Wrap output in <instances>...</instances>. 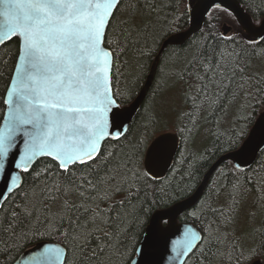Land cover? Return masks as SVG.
Returning <instances> with one entry per match:
<instances>
[{"label":"trees","instance_id":"obj_1","mask_svg":"<svg viewBox=\"0 0 264 264\" xmlns=\"http://www.w3.org/2000/svg\"><path fill=\"white\" fill-rule=\"evenodd\" d=\"M239 1L254 22L260 24L264 19V0ZM128 3L135 4L139 12L137 24L143 27L139 29V35L133 34V39L139 41L137 43L117 47L118 37H110L114 57L113 89L124 94L117 99L121 105L132 103L140 94L165 40L190 26L191 0H125L124 6L114 14V32L119 31L121 22L129 17ZM224 22L234 25L237 33L233 30L229 36H224L221 29ZM158 35H163V40L153 45L152 40ZM153 48L155 51L148 56L146 53ZM17 54L18 46L14 40L0 46V98L6 96L17 64ZM259 63L261 66L257 67ZM213 65L219 66L218 71L211 73L215 83L209 84L205 90L204 83L209 80L205 69ZM263 65L264 39L258 42L248 38L234 16L223 8H214L203 30L187 44L166 48L160 57L150 92L126 135L127 139L105 142L114 158L98 174L106 178L104 188L110 190L111 198L96 203L109 208V223L102 225L103 232L97 235L101 243H106L104 233L114 231L113 223L120 225L121 232L101 257L103 264H128L129 257L133 260L153 214L194 194L217 159L243 144L257 118L264 112ZM233 66L243 68V74L237 72L229 80L220 76L219 73L227 74L228 68ZM171 80L179 85V95L184 99L185 107L177 131L183 145L180 154L165 179L157 181L149 175L133 179L129 177L126 162L138 140L144 142L146 153L154 139L148 135V130L154 131L155 114H158L156 103ZM216 83L221 87L217 88ZM226 83L229 86L224 88ZM5 110L6 106L0 104V116H4ZM201 134L207 136V144L198 153L195 146ZM237 134L243 136L239 144L232 142ZM188 144L191 152L185 155L184 148ZM145 153L140 157L141 163L136 165L141 173L145 171ZM50 165L53 172L47 179L37 178L35 173L32 176L24 173L25 192L29 193L27 199L24 193H14L0 211V264H14L25 252L42 242L63 245L61 229L67 232L69 221L68 218L61 220L55 214L64 215L63 203H79L80 198L75 194L65 196L62 192L55 199L51 198L49 190L56 177L55 164L51 159L43 158L32 169L39 172ZM77 175L94 179L97 173L85 169ZM63 176L61 172L60 177ZM126 178L128 186L125 185ZM22 208L27 209V214ZM142 208L148 209L146 215ZM67 216L70 217L71 213ZM256 219L258 223L252 227ZM180 222L195 224L203 234L201 244L185 264H244L240 252L247 255L249 248L264 239V150L248 169H237L232 163L219 168L202 200L183 214ZM80 243L84 246L83 254L78 249L75 258L81 264H96L89 257L95 254L91 249L97 248V241L89 238L87 243L83 239ZM68 255L72 256L71 249Z\"/></svg>","mask_w":264,"mask_h":264},{"label":"snow or ice","instance_id":"obj_2","mask_svg":"<svg viewBox=\"0 0 264 264\" xmlns=\"http://www.w3.org/2000/svg\"><path fill=\"white\" fill-rule=\"evenodd\" d=\"M124 4L125 0H0V44L14 40L18 46L15 78L10 82L6 96L0 98V104L7 109V114L0 116V181L4 184L0 190V210L4 209L5 192L9 195L24 193L27 199L29 193L25 192L22 173L29 176L35 173L37 178L45 179L52 175L51 165L39 172L30 167L40 157H48L55 164L56 177L49 190L51 198L55 199L61 192L80 198L79 203H63L64 215L55 214L59 219L68 218L69 221L68 231L61 229L63 246L37 249L29 254L30 264H81L75 258L76 252L79 249L83 254L84 246L80 241L83 239L87 243L89 238L97 241V248L91 249L95 254L89 259L103 264L101 257L121 232L120 225L113 223L114 231L104 233L106 243L100 242L97 233H102L101 226L109 223V208H102L96 202L111 198L110 190L104 188L106 178L98 174L114 158L105 141H120L122 136L127 139V125L131 121L130 113L122 110L117 102L124 94L114 92L111 87L113 53L110 37H118L117 47L137 43L133 34L139 35V29L143 27L137 24L139 12L135 4L128 3L129 17L121 22L120 30L114 32V13H118ZM162 40L163 35H158L152 44H160ZM166 48L167 43L159 48L161 55L165 54ZM154 51L153 48L146 54L151 56ZM218 70V65L205 69L209 75V80L204 83L205 90L215 83L211 73ZM237 72L243 74L244 69L233 66L228 68L227 74H219L229 80ZM215 86L221 87L219 83ZM228 86L227 83L223 85L224 88ZM258 129L259 136L254 130L234 158L242 161L255 158L264 145V129L259 125ZM241 139L243 136L237 134L232 142L239 144ZM175 150L174 138H158L145 155V171L141 173L136 165L141 163L145 149L144 142L138 140L125 165L129 177L138 179L158 174L159 169L167 166ZM10 159L11 170L8 167ZM236 167L240 169L241 165L238 163ZM85 169L95 171V178L77 175ZM125 185L128 186V178ZM101 191L103 195H100ZM21 210L27 214L26 208ZM141 211L146 215L148 209ZM69 212L70 217L67 216ZM162 220L163 216L154 218L153 227L158 230ZM188 231L190 238L186 251L202 242L197 232ZM146 251L141 248L140 255ZM240 256L244 264H264V239L249 248L247 255L240 252ZM128 264H133L131 257Z\"/></svg>","mask_w":264,"mask_h":264},{"label":"water","instance_id":"obj_3","mask_svg":"<svg viewBox=\"0 0 264 264\" xmlns=\"http://www.w3.org/2000/svg\"><path fill=\"white\" fill-rule=\"evenodd\" d=\"M214 8H223L225 10H228L234 16L237 23L245 32L248 38L254 39L258 42H261L264 39V19L260 22V24H256L253 18L243 8L239 0H191L189 28L187 30L172 35L167 40H165L163 44L167 43V47L169 46L180 47L187 44L194 35H196L197 33L203 30L207 18ZM221 29L224 36H229L233 32V27L230 26L228 23H224ZM168 41H171V43H168ZM8 42L9 41L0 44V46ZM160 57H161V53L159 51L158 56L156 57L153 66L151 68V72L147 78V81L144 87L142 88L140 94L135 98V100L129 105H126L124 107H121L119 102L117 101L119 107L122 110H127L131 116V121L127 125L126 135L128 134L135 118L140 113L143 103L148 93L150 92V89L152 87L153 81L156 76ZM113 64H114V57L112 55V65ZM112 73H113V66L111 71V87L113 89ZM14 78H15V70L13 73L12 80ZM6 114H7V109L5 110L4 116ZM258 125L260 126V129H264V112L257 118L248 137L253 133L254 130L257 131V135L259 136ZM161 136H169L174 138L176 150L173 153L172 158L167 164V166L159 169L158 174L153 173L149 175L150 177H152L154 180L157 181L163 180L168 176L182 148V138L179 133L165 132L155 137L150 143L148 149L153 144V142H155ZM248 137L243 142V144L247 141ZM122 138L124 137L122 136L121 139ZM113 141H117V140H113ZM238 149L226 153L217 159V161L211 166V168L206 173L203 182L201 183V185L198 187V189L194 194H192L188 198L176 202L174 205L166 209H160L153 214L150 223L147 226L142 236L141 242L137 249V254L135 258L132 260L133 264H135L137 260L140 261V264H185L186 263L188 258L194 253L197 247L201 244V242H197L193 248L188 249L187 251L185 250L187 241L190 238L188 230L192 229L193 231L197 232L202 237V240H203V234L195 224L180 222V217L186 212L195 208L199 204V202L202 200L207 190L208 185L210 184L213 176L215 175V173L218 171L219 168H221L226 163H232L234 167L237 168L236 166L239 163L241 165L240 169H248L255 163V161L258 158V155L264 150V145H261V148L259 152L255 155V158H249L248 160H243V161L234 158V154L238 151ZM43 158H48V157L38 158L35 161V163L32 164L30 167L32 168L37 161ZM8 167L10 170L12 169L11 159L9 160ZM23 174L24 173H22V177ZM3 188H4V184L2 181H0V190H3ZM11 195L5 192V199L2 201L3 205ZM160 216H163V220L160 222V227L157 230L156 228L153 227V219ZM146 237L148 238L147 244L145 243ZM45 246L54 248L63 245L54 242L39 243L33 248L29 249L27 252H25L14 264H30L29 254ZM141 248L147 249L146 253L143 256L140 255Z\"/></svg>","mask_w":264,"mask_h":264},{"label":"rangeland","instance_id":"obj_4","mask_svg":"<svg viewBox=\"0 0 264 264\" xmlns=\"http://www.w3.org/2000/svg\"><path fill=\"white\" fill-rule=\"evenodd\" d=\"M228 24L233 27L234 33H237L236 27L234 28V25L230 23ZM260 66L261 64L259 63L257 67ZM168 85L169 86L166 87L165 91L160 96L159 101L157 100L156 103L158 114H155V125L153 126L154 131H152L151 133V129L148 130V135H152L151 139L155 138L156 136L165 131L176 133L179 130L181 124V115L184 113L183 110L185 109V107L183 106L184 99L182 98V96L179 95L180 90L178 89L179 85H177V83L175 84V82L171 80ZM206 144L207 136L205 134H201L196 140V152H201L205 148ZM190 152L191 147L188 144L184 148V153L185 155H188L190 154ZM257 223L258 219L254 220L252 222V227H255Z\"/></svg>","mask_w":264,"mask_h":264},{"label":"flooded vegetation","instance_id":"obj_5","mask_svg":"<svg viewBox=\"0 0 264 264\" xmlns=\"http://www.w3.org/2000/svg\"><path fill=\"white\" fill-rule=\"evenodd\" d=\"M119 104H120V103H119ZM126 105H129V104H126ZM126 105H121V104H120L121 107H124V106H126ZM138 115H139V114H138ZM137 117H138V116H137ZM137 117H136V118H137ZM136 118H135V119H136ZM134 121H135V120H134ZM149 145H150V144H149ZM182 146H183V145H182ZM148 147H149V146H148ZM147 149H148V148H147ZM146 151H147V150H146ZM179 154H180V153H179ZM179 154H178V155H179ZM145 155H146V153H145ZM177 157H178V156H177ZM144 158H145V157H144ZM143 166H144V164H143ZM144 170H145V169H144Z\"/></svg>","mask_w":264,"mask_h":264}]
</instances>
